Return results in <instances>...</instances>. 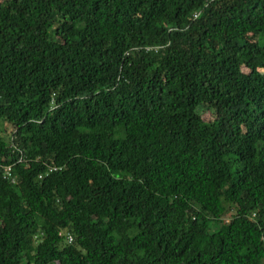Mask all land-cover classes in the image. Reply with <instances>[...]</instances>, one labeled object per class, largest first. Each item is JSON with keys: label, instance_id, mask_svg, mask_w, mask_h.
<instances>
[{"label": "trees", "instance_id": "16d2710c", "mask_svg": "<svg viewBox=\"0 0 264 264\" xmlns=\"http://www.w3.org/2000/svg\"><path fill=\"white\" fill-rule=\"evenodd\" d=\"M263 263L264 0H0V264Z\"/></svg>", "mask_w": 264, "mask_h": 264}, {"label": "rangeland", "instance_id": "374dc122", "mask_svg": "<svg viewBox=\"0 0 264 264\" xmlns=\"http://www.w3.org/2000/svg\"><path fill=\"white\" fill-rule=\"evenodd\" d=\"M198 113H199V115H200L201 120H203L204 122L211 121L212 118H213V117L211 116V114L209 113V111L206 110V109H204V108H199V112H198ZM230 214H232V212H228V213L224 214L223 219H224V220H227L228 217H230ZM35 242H36L35 238H33V241H32V239H31V240H30V239H26V240L24 241V244H30V243H32V244L34 245ZM263 264H264V263H263Z\"/></svg>", "mask_w": 264, "mask_h": 264}, {"label": "built area", "instance_id": "2783aa9c", "mask_svg": "<svg viewBox=\"0 0 264 264\" xmlns=\"http://www.w3.org/2000/svg\"><path fill=\"white\" fill-rule=\"evenodd\" d=\"M8 176V175H7ZM67 242L69 243L70 242V238L67 237Z\"/></svg>", "mask_w": 264, "mask_h": 264}]
</instances>
